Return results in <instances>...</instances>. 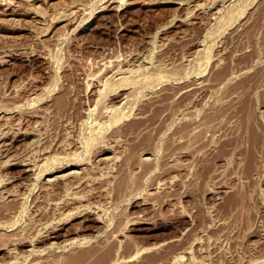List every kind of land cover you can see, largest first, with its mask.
Masks as SVG:
<instances>
[{
    "label": "rangeland",
    "instance_id": "1",
    "mask_svg": "<svg viewBox=\"0 0 264 264\" xmlns=\"http://www.w3.org/2000/svg\"><path fill=\"white\" fill-rule=\"evenodd\" d=\"M108 249L264 264V0H0V264Z\"/></svg>",
    "mask_w": 264,
    "mask_h": 264
},
{
    "label": "bare ground",
    "instance_id": "2",
    "mask_svg": "<svg viewBox=\"0 0 264 264\" xmlns=\"http://www.w3.org/2000/svg\"><path fill=\"white\" fill-rule=\"evenodd\" d=\"M145 251V250H144ZM106 254V255H105ZM105 255V256H104ZM112 255L111 249H108L107 251H105L104 253L101 254V257H97L91 264H111V259L110 258ZM86 254H82L81 257H85ZM101 258V259H100ZM83 261V260H82ZM81 261V262H82ZM80 262V263H81ZM87 262V261H86ZM122 262V261H121ZM127 262V261H126ZM85 264V263H83ZM87 264V263H86Z\"/></svg>",
    "mask_w": 264,
    "mask_h": 264
}]
</instances>
